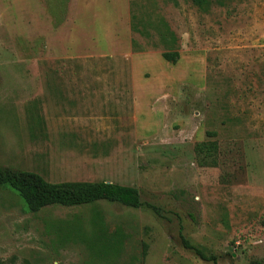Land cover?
I'll return each instance as SVG.
<instances>
[{
    "label": "rangeland",
    "instance_id": "374dc122",
    "mask_svg": "<svg viewBox=\"0 0 264 264\" xmlns=\"http://www.w3.org/2000/svg\"><path fill=\"white\" fill-rule=\"evenodd\" d=\"M133 12L171 27L176 63ZM0 167L132 186L161 210L32 212L0 187L5 264H214L182 236L264 264V0H0ZM94 218L122 232L119 253Z\"/></svg>",
    "mask_w": 264,
    "mask_h": 264
},
{
    "label": "trees",
    "instance_id": "16d2710c",
    "mask_svg": "<svg viewBox=\"0 0 264 264\" xmlns=\"http://www.w3.org/2000/svg\"><path fill=\"white\" fill-rule=\"evenodd\" d=\"M201 3L202 0H195ZM132 30L135 34L151 40L162 42V57L172 63H176L180 58L178 47V37L171 27L162 20V28H157L151 34L148 29L150 21L149 14H131ZM159 22V21H158ZM135 51H145L142 49L138 40H133ZM0 187L14 189L23 199L29 211L38 212L46 207L64 206L80 207L94 204L99 201L117 202L131 208L147 206L156 214L161 215V210L157 206L143 202L140 192L132 186L121 185L106 181H72L52 183L37 172L14 169L11 167H0ZM97 219H93V225L97 229L99 242H104L106 252L108 250L119 253L122 247L124 236L120 230L110 233L106 227L96 225ZM67 239V237H66ZM183 246L192 251L198 258L219 264L218 258L214 254H208L200 247L193 245L188 239L182 236ZM0 264H5L0 259ZM251 264H262L255 260Z\"/></svg>",
    "mask_w": 264,
    "mask_h": 264
}]
</instances>
